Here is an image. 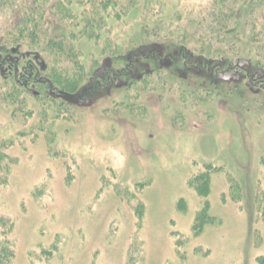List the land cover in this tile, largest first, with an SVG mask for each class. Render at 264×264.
<instances>
[{
    "label": "rangeland",
    "instance_id": "1",
    "mask_svg": "<svg viewBox=\"0 0 264 264\" xmlns=\"http://www.w3.org/2000/svg\"><path fill=\"white\" fill-rule=\"evenodd\" d=\"M157 3L144 23L143 11L120 23L110 14L96 47L80 41L94 75L70 94L39 90L34 99L22 88L18 105L5 98L0 75L6 264H264V0L218 2L237 24L221 41L210 32V54L207 46L185 47L194 52L188 70L176 61L158 73L156 62L138 58L133 76L94 90L102 66L121 72L142 53L168 57L182 47L176 33L189 26L207 34L209 20L200 19L216 0ZM15 14L0 0V43L16 27ZM208 58L233 64L209 76ZM145 73L152 86L125 88ZM65 98L68 108L58 109ZM195 176L207 178L204 196L189 185ZM203 209L209 220L198 224Z\"/></svg>",
    "mask_w": 264,
    "mask_h": 264
},
{
    "label": "trees",
    "instance_id": "2",
    "mask_svg": "<svg viewBox=\"0 0 264 264\" xmlns=\"http://www.w3.org/2000/svg\"><path fill=\"white\" fill-rule=\"evenodd\" d=\"M220 1L222 0H216V3L209 6L210 8H206L202 14L203 16L200 19V24H207V21L209 20V24H207V29L209 30L207 34H204L201 31V34L204 37L199 34V32H195L192 26L187 27V32L176 33L175 38L177 40L180 39L178 44L182 46L179 49L180 53L183 51L194 55V52L192 53L191 50L189 52L185 47L192 48L196 46L197 48L200 47L202 49L203 45L207 47H205L206 49H203L202 52L210 54L211 50L209 49V44L212 42L209 37L210 32L213 33V31H216L217 37L214 38V35H212L213 40L221 41L223 37L227 35L226 31L228 24L230 22L234 23L235 21V24H237V20H235L236 18L232 15V8H228L223 14L225 8L218 5V2ZM1 2H3L5 8L9 10L12 9L16 12L15 15L17 16L18 21L16 27L10 28L8 31L9 33H6L9 39L3 40L0 43L2 46L0 51H7V54L4 53L2 55L14 56L20 54L21 63L28 62L43 64L46 70V74H44V76H46L52 83L53 90L61 91L62 95L70 94L72 91L74 92L77 89L78 84L83 82L84 79H88V81H90L94 75L93 72L89 77L90 71L86 73V67L82 61L85 57L83 56L84 53H82V45H80V41L82 39L89 41L94 47H96L98 42L100 43L102 33L105 34L109 31L110 23H112L109 21L110 14L113 15L112 20H114V22L120 23L130 11H132L135 15H138L139 12L143 11L145 18H143L144 20L142 23H144L146 22L147 16H151L153 10L159 6L157 0H1ZM7 2H10L11 5L8 6ZM50 17L54 21L49 19ZM55 20L59 22V26L57 25L58 22L56 23ZM158 23L159 24H154L156 29L160 28L161 22ZM55 24L57 25L56 29H54L56 26ZM106 39L107 44L110 43L108 34ZM208 42L210 43L208 44ZM17 45L27 48L24 56H22L19 50H17L18 52L16 51V54H13L10 50H8L9 47L15 48ZM95 51L92 52L90 59L96 56L97 51ZM178 51H175L174 53L179 54ZM40 55L44 58H41ZM150 56L151 54L142 53L136 57L130 58L128 60V68L135 64L138 58L148 59L152 63L156 62L157 64H155V68L153 69L159 70L157 71L158 73L163 72V70L174 68V66L172 68L168 65L163 67L159 65L161 59L165 58L162 55H159L160 58L156 55L153 58ZM207 61L211 64V67L213 66L212 62L216 63L213 67L221 65V69L223 68V70V66L226 67L229 63L233 64V62L214 58H208ZM172 64H176V61H173ZM128 68L126 70H128ZM23 70L24 67H22V71ZM103 71H109L108 67L102 66L100 72ZM123 71L125 70H122L119 73L121 74ZM175 72V74L182 79L181 74L183 72L180 70V67H177ZM152 73L153 71L150 72V74ZM99 74L100 73L98 72V78L100 79ZM150 74L145 73L141 79L133 81V83H128L125 88L129 89V91L130 89L133 90L134 88H137V92H139V86L143 83L145 84V87L152 86L154 82L151 79L150 76L152 75ZM128 77L129 76L125 74L120 78ZM13 79L14 78L12 77H10L9 80L1 78L3 82L2 89L6 91L4 94L5 98L10 100L12 103L20 105L23 103V100L21 101L19 99V96L22 93L20 92L22 86L15 83ZM180 79L175 80L177 83H180ZM158 81L160 85L166 84L164 81ZM129 91H127V93ZM211 92L213 91H208L207 94H211ZM33 98L41 99V97ZM48 101L51 103V100ZM64 101L65 102L60 104L61 106L57 107L58 109L62 110L64 107L68 108L69 100L65 98ZM55 109L56 108H54V112ZM206 182V176H195L190 179L189 185L200 196H204L206 192ZM204 209L201 212H198L196 218V222L198 224H204V222L209 220L204 212ZM6 257L9 259V254L6 253V250L2 249L0 254V263L6 264Z\"/></svg>",
    "mask_w": 264,
    "mask_h": 264
},
{
    "label": "flooded vegetation",
    "instance_id": "3",
    "mask_svg": "<svg viewBox=\"0 0 264 264\" xmlns=\"http://www.w3.org/2000/svg\"><path fill=\"white\" fill-rule=\"evenodd\" d=\"M11 52L13 54H16L15 49H11ZM178 52L179 54H176L173 52L172 54H168L167 55L168 57L162 58L161 62L158 61L159 65L171 66L173 61H179L180 63L183 62V67L185 70H188L189 68H191L190 65H191V60L194 59L193 56L183 51H182L183 53L182 52L180 53V50ZM4 53L7 54V51H4V52L0 51V75L2 79L9 80L10 77L14 78L13 79L14 82L19 83L23 89H27L29 87L33 97H40L39 90H41V92L42 90L48 92L51 95V97L54 96L52 83L46 76H44V74H46V70L43 64L26 63L22 66V63L20 62L21 60L20 57L18 58L15 55L14 56H11V55L3 56L2 54ZM155 55L156 54L153 53L151 54L150 57L153 58ZM156 56L159 57V55H156ZM133 65H131L130 68H128V70L123 71L121 74L117 71L112 72V73H108V71L100 72L99 74L100 79H101L100 82H102L101 87H99V85H95L94 90H99L100 88H104V89L110 88L112 84L113 83L115 84L122 75L127 74V76L129 77L133 76ZM207 65L205 66L204 71H206L208 75L211 76L210 74L211 70L213 66L215 65L213 64L212 67L210 63H208ZM216 66H218V67H215L216 73L225 71V70L220 71V68L222 67L221 65H216ZM22 67H24L23 71H22ZM201 67L202 65H200V67L192 68V69H194L195 72L197 73L198 71L202 70ZM181 75L184 76L185 74L182 73ZM93 92L95 91L90 90L89 94H92Z\"/></svg>",
    "mask_w": 264,
    "mask_h": 264
},
{
    "label": "water",
    "instance_id": "4",
    "mask_svg": "<svg viewBox=\"0 0 264 264\" xmlns=\"http://www.w3.org/2000/svg\"><path fill=\"white\" fill-rule=\"evenodd\" d=\"M67 100H69L68 98H66Z\"/></svg>",
    "mask_w": 264,
    "mask_h": 264
}]
</instances>
